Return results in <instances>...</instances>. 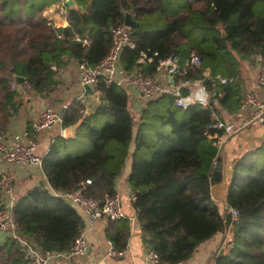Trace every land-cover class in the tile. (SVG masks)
<instances>
[{"label": "trees", "instance_id": "1", "mask_svg": "<svg viewBox=\"0 0 264 264\" xmlns=\"http://www.w3.org/2000/svg\"><path fill=\"white\" fill-rule=\"evenodd\" d=\"M55 1L0 0V133L20 106L14 74L24 77L22 86L47 94L66 59L101 60L112 27L123 24L126 12L135 20L133 45L122 48L120 66L153 75L160 59L175 55L179 68L173 83L200 79L208 104L177 105L174 95L162 93L144 101L134 130L127 89L101 76L93 109L82 113L78 98L62 109L63 127L80 122L73 137L56 135L43 155L49 185H34L18 196V234L42 250H69L85 220L76 205L54 191L81 188L101 204L116 192L133 142L127 182L142 240L168 264L187 259L230 221L210 193L214 134L222 132L212 125L213 112L233 113L243 105L239 60L264 59V0H75L78 8L66 11L67 26L47 23L44 11ZM76 35L90 42L82 44ZM191 53L199 55V65L186 64ZM180 90L188 93L186 87ZM226 202L238 210L233 245L218 252L214 264H264V138L234 160ZM104 233L114 248H125L129 217L107 220ZM0 264H26L17 239L2 241Z\"/></svg>", "mask_w": 264, "mask_h": 264}, {"label": "built area", "instance_id": "2", "mask_svg": "<svg viewBox=\"0 0 264 264\" xmlns=\"http://www.w3.org/2000/svg\"><path fill=\"white\" fill-rule=\"evenodd\" d=\"M67 5L64 0H58L55 5V12L66 18ZM49 25H54L53 21L48 19ZM59 36V34H57ZM75 39L82 44L90 42V38L87 36L76 35ZM125 45H133L131 41L130 27L125 24L117 25L111 29V43L106 54L100 61L94 64H87L80 61L78 63V81L85 93L87 90L84 85H89L92 89V94L99 96L100 90L98 83L100 77L103 76V71H109V77L104 79L105 81H115L125 88L135 89L139 96L147 100L149 98L158 96L162 93H171L175 97V104L185 106L192 102H200L202 104H208V93L202 89V94L191 96L189 93L183 94L180 90L181 87H186L190 83L201 84V80L197 79L192 82L183 81L178 84H174L172 79L173 75L179 68L178 58L175 55H169L159 60L157 66V73L153 75H146L140 67L135 68L132 71H125L119 64V57L122 48ZM139 61H143L140 58ZM201 59L198 54L191 53L190 57L186 61L189 65H199ZM54 68L55 66L52 65ZM160 72L167 74V77H162ZM204 74H208V70L204 71ZM220 81L226 82L227 78L221 75H216ZM232 79V78H231ZM258 83L264 86V62L261 64L258 73ZM12 86L18 89H28L29 84L22 86L21 83L13 82ZM68 104L63 103L61 109L66 108ZM250 107L252 114L250 121H257L264 124V98L259 97L255 91L247 90L243 93V105ZM212 125L216 129H221L220 134H214L216 136L215 145L217 147V155L221 150L224 139L229 135L238 132L244 124L238 123L232 120H224L219 114L213 112ZM62 124L61 113L51 104L46 105L39 113L38 117L32 121V131L37 133L46 127L53 124ZM42 153L38 150V141L32 135H22L20 133H0V161L9 164H35L42 166ZM214 159L213 165L216 163ZM212 165V166H213ZM90 182V180H87ZM55 194L63 197L65 200L73 205L79 207L87 224V228H91L92 224L97 220L117 219L126 217V213L123 210L120 196L115 192L111 196H107L100 204L99 201L90 196H86L81 188H75L63 191H54ZM133 198V196H131ZM18 196L16 194V188L14 179L9 171H7L0 163V244L5 237H13L17 239L24 249L26 258V264H50L53 259L66 258L69 260H75L81 255H85L89 250V244L85 235V228L74 238L69 250L67 251H53L42 250L36 246V244L26 237H22L18 234V222L14 213V205ZM226 211L229 215V223L226 225L228 229L232 227V222L237 220L238 210L228 204H226ZM128 217V216H127ZM107 255L118 257L122 256L126 247L122 249H116L112 243L108 240ZM233 245V234L227 239L225 243H222V247H229ZM220 252V251H219ZM74 264V263H73ZM140 264H168L163 261L158 255L157 251L153 247H148L144 260Z\"/></svg>", "mask_w": 264, "mask_h": 264}, {"label": "crops", "instance_id": "3", "mask_svg": "<svg viewBox=\"0 0 264 264\" xmlns=\"http://www.w3.org/2000/svg\"><path fill=\"white\" fill-rule=\"evenodd\" d=\"M76 3V1H75ZM57 0L48 6L44 11L46 17L52 20L54 26H67L68 20L55 12ZM77 4V3H76ZM253 61L247 59L239 60V79L243 92L253 90L259 97L264 98V86L258 83V73L264 59L260 56H254ZM68 63L58 70V79L55 87H51L47 94H39L33 89H22L20 96V106L16 114L10 120L6 133H20L22 135H32L38 141V150L45 154L51 140L58 134L65 137H73L76 128L80 122L63 127L62 124H53L45 129L35 133L32 131L31 123L34 121L42 109L48 105H53L57 110L63 103H70L73 99H79L84 107L82 113H87L99 103V96L93 95L86 91L83 92L78 81V63L73 59H66ZM162 77L167 74L160 72ZM188 93L191 96L202 94V84H192L188 86ZM128 93V108L134 119V130L140 111L144 105L145 99L139 96L138 92L133 88H126ZM252 114L251 108L241 106L236 112L228 113L220 108L219 116L224 120H232L238 123H246L236 133H233L224 139L221 150L218 152L216 163H223V177L219 181L210 183V193L215 201L220 215L227 214L226 211V188L231 176L234 160L243 152L259 144L264 138V124L257 121H250ZM130 154L126 157L123 169L116 178V192L120 196L123 210L129 217L130 235L126 245V251L122 256L113 257L107 255L108 239L105 236L104 229L106 222L97 220L92 224L91 228H87L85 223V235L89 244V250L85 255L77 257L74 261L66 258H56L50 264H140L145 257L148 245L142 240L140 223L136 217L135 210L132 206V192L127 182V175L131 164V151L133 142L130 144ZM3 168L9 171L14 179L17 196L24 194L28 189L37 184L49 185L42 166L35 164H9L0 161ZM80 213L81 209L78 207ZM83 216V214H82ZM84 218V216H83ZM85 220V219H84ZM232 227L230 229L225 226L222 231H218L208 239L200 242L193 250L192 254L185 260L176 264H214V258L219 251H223L226 247H222L227 239L232 235Z\"/></svg>", "mask_w": 264, "mask_h": 264}, {"label": "water", "instance_id": "4", "mask_svg": "<svg viewBox=\"0 0 264 264\" xmlns=\"http://www.w3.org/2000/svg\"><path fill=\"white\" fill-rule=\"evenodd\" d=\"M64 2L67 5V8L69 10L78 8V5L75 3V0H64ZM123 24H125L128 27H133V25L135 24V20L131 17L129 12L125 13ZM102 75L105 78H108L109 77V71H106V70L103 71ZM13 81L15 83H22L24 81V77L21 76V75L14 74L13 75ZM172 81H173V79H172ZM84 88L88 92L92 93V89L90 88L89 85H87V84L84 85ZM61 111H62V109L60 107L58 109V113L60 114ZM222 177H223V163L221 161H218L217 163H215L212 166V170H211V173H210V183H214L215 181H219V180L222 179ZM70 264H73V262H71Z\"/></svg>", "mask_w": 264, "mask_h": 264}, {"label": "rangeland", "instance_id": "5", "mask_svg": "<svg viewBox=\"0 0 264 264\" xmlns=\"http://www.w3.org/2000/svg\"><path fill=\"white\" fill-rule=\"evenodd\" d=\"M248 108H250V107H248Z\"/></svg>", "mask_w": 264, "mask_h": 264}]
</instances>
